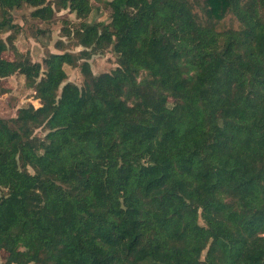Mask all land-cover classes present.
Returning <instances> with one entry per match:
<instances>
[{
    "label": "trees",
    "instance_id": "1",
    "mask_svg": "<svg viewBox=\"0 0 264 264\" xmlns=\"http://www.w3.org/2000/svg\"><path fill=\"white\" fill-rule=\"evenodd\" d=\"M90 2L0 0V65L38 102L0 117L1 264H264V0ZM22 4L81 12L82 49L17 50Z\"/></svg>",
    "mask_w": 264,
    "mask_h": 264
},
{
    "label": "rangeland",
    "instance_id": "2",
    "mask_svg": "<svg viewBox=\"0 0 264 264\" xmlns=\"http://www.w3.org/2000/svg\"><path fill=\"white\" fill-rule=\"evenodd\" d=\"M104 1L91 0V10L86 18L87 21H108L112 10ZM32 9L31 6L22 4L10 11L12 21L18 26L15 29V38L13 40L17 50L22 53L29 52L33 61L42 62V59L48 52H77L82 49V46L75 44L73 36L75 28L83 20L81 12L69 11L68 8H60L55 10L52 18L40 20L31 16ZM151 11L155 15L159 12L156 7H151ZM165 32L177 34L171 25L157 27L155 34L161 35ZM8 33L7 31L1 35L3 38H6ZM2 56L4 62L0 65V117L10 118L15 116L18 107L29 102H33L34 104H38V102L34 97V91L27 87L21 74L8 73V64L16 57L14 50L8 48L2 53ZM89 63L95 74L109 71L117 64L116 56L111 48L91 55ZM65 68L68 73L67 80L80 85L83 77L79 67L67 65ZM13 240L21 248L25 247L22 245L19 235H15Z\"/></svg>",
    "mask_w": 264,
    "mask_h": 264
}]
</instances>
